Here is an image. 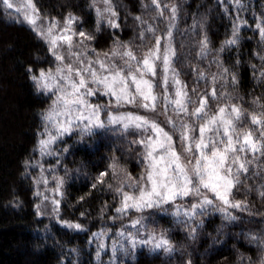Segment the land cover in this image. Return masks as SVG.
Returning a JSON list of instances; mask_svg holds the SVG:
<instances>
[{"label":"snow or ice","instance_id":"1","mask_svg":"<svg viewBox=\"0 0 264 264\" xmlns=\"http://www.w3.org/2000/svg\"><path fill=\"white\" fill-rule=\"evenodd\" d=\"M218 3L226 15L231 4L237 16L231 35L217 49V56L239 43L240 30L247 25V20L239 15L246 7L243 0L227 3L218 0ZM0 6L23 15L22 22L48 46L55 64L54 68L41 69L38 75L30 77L37 92L51 100L48 109L41 114L43 128L38 133L36 149L41 158L58 156L53 146L76 133L81 139L99 131L118 133L122 137L130 133L136 135L130 147L139 148L141 174L133 177L124 172L113 157L108 170L100 172L92 185L96 188L105 184L109 175L119 181L115 186L108 184L109 190H114L119 198L113 220L123 219L133 212L139 214L116 232L109 264H117V253L128 254L138 246H147L152 251L162 249L168 254L174 251L166 233L157 235L147 229L148 216L144 213L151 216L150 210L170 212L176 223L186 226L211 211L219 212L232 222L238 217L231 209L248 210L247 201L236 200L234 192L251 178L250 173L251 176L264 173V104L253 100L261 111L247 112L233 102L230 93L219 91L220 81L224 87L229 83L235 85L237 80L218 59L210 64L215 63L221 71L211 73L210 80L208 73L193 68L197 85L204 81L206 87L204 91L193 87L189 92L176 67L179 53L174 40L179 8L175 3L150 0L143 4L156 15L151 23L142 16L135 17L141 26L140 45L117 42L102 55L86 43L94 39L92 35L76 30L78 17L71 13L61 25L55 18H43L34 0H0ZM91 7L95 9L97 31L104 23L112 29L120 27L113 0H92ZM156 21L164 22L163 29ZM256 21L255 30L264 42V16L257 17ZM197 26L194 22L192 29ZM209 45L205 34L198 42V59H207L211 54ZM257 55L264 62V55ZM259 78H264V71L259 73ZM97 97L106 98L107 102L95 101ZM212 103L216 104L214 110ZM129 108L137 111H121ZM67 151L65 148L64 152ZM56 163L59 165L60 160ZM26 164L40 168L41 174L34 180L37 186L34 194L42 197V202H50L52 212L58 217L61 200L56 197L63 196L64 178L53 175L55 187L49 188L50 181L44 173H52L53 169L45 170L39 161ZM253 167L257 170L253 171ZM40 185H44L43 191ZM260 196L264 197V191ZM189 198H192L190 202ZM39 209L37 205V215L41 214ZM61 223L70 229L83 230L80 224ZM202 223L201 220L190 229L193 238ZM107 235L102 229L89 240V243L100 241L97 260L106 250ZM249 240L264 248V236L251 235Z\"/></svg>","mask_w":264,"mask_h":264},{"label":"trees","instance_id":"2","mask_svg":"<svg viewBox=\"0 0 264 264\" xmlns=\"http://www.w3.org/2000/svg\"><path fill=\"white\" fill-rule=\"evenodd\" d=\"M163 2L175 3L179 8L174 40L179 53L176 67L189 92L193 87L198 86L200 91L206 87L204 81L197 85L193 68L208 73L210 80L211 73L221 71L215 63L210 64L218 59L237 80L235 85L229 83L224 87L220 81L218 90L230 93L233 102L247 112L261 111L253 100L264 104V78H259L264 62L257 55H264V42L255 24L257 17L264 16V0H243L246 7L239 15L247 20V25L240 30L239 43L218 56L217 49L231 35L237 16L231 4L226 15L218 0ZM113 3L120 27L112 29L102 24L97 31L92 0H34L39 11L50 17L63 19L69 13L78 17L82 29L94 37L91 45L100 52H109L117 42L140 45L141 26L135 17L142 16L153 22L155 12L143 7L150 0H113ZM10 14L18 15L0 6V264H98L89 243L93 232L104 229L109 237L115 238L121 226L129 224L139 214L133 212L123 219L113 220L119 198L114 190H109L108 184L115 186L119 181L109 175L105 184L96 188L92 185L100 172L108 170L113 157L124 172L133 177L141 174L139 148L130 147L136 135L130 133L122 137L118 133L99 131L82 139L78 133L65 137L57 144L59 155L50 158L48 164L54 175L64 178L59 216L53 212L47 216L37 215L34 180L39 171L26 162L35 163L37 159L41 114L50 99L37 92L30 77L52 65L53 58L48 46L31 28ZM194 22L198 25L195 30L192 29ZM156 23L163 29V21ZM205 34L211 54L201 60L196 53L198 42ZM29 68L33 70L31 73ZM208 88L210 90V85ZM211 107L214 110L216 104L212 103ZM256 170L253 167V171ZM250 177L234 192L236 200H246L248 204L247 211L231 209L237 220L229 222L219 212L211 211L186 226L176 223L170 212L150 210L151 216L144 213L148 216L147 229L157 235L166 233L174 251L168 254L162 249L152 251L147 246H138L134 252H120L118 264H261L264 248L251 243L249 237L264 236V197L260 196L264 191V173L261 176L250 173ZM201 220L203 223L197 227L193 238L190 229ZM62 221L80 224L83 230L70 229Z\"/></svg>","mask_w":264,"mask_h":264},{"label":"rangeland","instance_id":"3","mask_svg":"<svg viewBox=\"0 0 264 264\" xmlns=\"http://www.w3.org/2000/svg\"><path fill=\"white\" fill-rule=\"evenodd\" d=\"M228 2V0H225V3H227ZM113 5H114V3H113ZM99 6H101L102 7V5H99ZM14 11V10H13ZM15 12V11H14ZM40 12V14H41V16L43 17V18H47L48 20H51V19H53V18H55V17H50V16H48V15H45V14H43V12H41V11H39ZM16 13V12H15ZM11 16H12V18L13 19H16V20H18V21H20V22H22L23 21V15L22 14H18V15H13V14H10ZM14 16H16V17H14ZM68 16V15H67ZM56 20H58V21H60L61 22V25L63 24V21H64V18L63 19H57V18H55ZM24 23H26V22H24ZM27 24V23H26ZM104 24H106V23H104ZM76 30L77 31H84L85 32V30H83L82 29V27H81V25H80V23H79V20H78V22L76 23ZM87 33V32H86ZM78 39V38H77ZM86 43L89 45V47L90 48H92V49H94V47L91 45V43H90V41H86ZM96 50V49H95ZM96 52L97 53H99V54H103V53H105V52H100V51H98V50H96ZM53 58V57H52ZM54 66H55V64H54V61L52 62V65H50L49 67H47V68H45L44 70H48L49 68H54ZM40 71V70H39ZM39 71L36 73V75H38L39 74ZM94 100L95 101H99V102H107V101H105L106 100V98H103V97H97V98H94ZM50 103H51V100H50ZM50 105V104H49ZM49 107V106H48ZM48 107L46 108V110L48 109ZM45 110V111H46ZM124 110V109H123ZM122 111V110H121ZM42 128H43V126H42ZM42 128H41V131H42ZM40 131V132H41ZM59 143V142H58ZM57 143V144H58ZM57 144L56 145H54L53 147H54V149H55V151L57 152ZM54 156H56V155H53V156H47V157H44V158H41L40 157V155H39V153H38V151H37V159L35 160V162H37V161H39L41 164H43V166H44V169L45 170H47V169H51V166H49L48 164L50 163V158H52V157H54ZM37 168H38V171L39 172H37V178L39 177V175L41 174V170H40V168L37 166ZM44 175L45 176H47L48 177V179H49V181H50V183H49V185H48V187L49 188H54L55 187V185H54V183H52V176L54 175V173H51V174H48V172L47 171H45V173H44ZM40 187V190H44V185H40L39 186ZM37 191V186H36V190H35V192ZM49 196H51V193L49 192V193H47ZM37 197V205H40V209H39V211H40V215H44V216H47V215H49V214H51L52 213V205H51V203L50 202H46V201H43L42 202V197H38V196H36ZM57 199H60L61 200V198L62 197H56ZM37 205H36V208H37ZM74 224V223H73ZM96 232H99V231H95V232H93V233H96ZM91 238H92V236H91ZM113 237H109V235H107V237L104 239V243L106 244V250H104V251H102L101 252V255H100V258H99V260H97V257H96V252H97V244L100 242V241H94L93 243H90V245H92V249L94 250V256H95V261L98 263V264H109V262H110V259H111V255H112V253H111V244H112V242H113ZM118 256H120V252L119 253H117V257ZM119 263V259L117 260V264Z\"/></svg>","mask_w":264,"mask_h":264}]
</instances>
